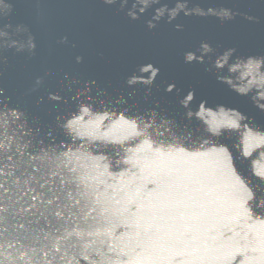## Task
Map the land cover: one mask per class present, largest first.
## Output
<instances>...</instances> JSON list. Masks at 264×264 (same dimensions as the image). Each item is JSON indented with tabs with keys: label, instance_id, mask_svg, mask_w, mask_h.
<instances>
[{
	"label": "water",
	"instance_id": "obj_1",
	"mask_svg": "<svg viewBox=\"0 0 264 264\" xmlns=\"http://www.w3.org/2000/svg\"><path fill=\"white\" fill-rule=\"evenodd\" d=\"M0 264H264V0H0Z\"/></svg>",
	"mask_w": 264,
	"mask_h": 264
},
{
	"label": "clouds",
	"instance_id": "obj_2",
	"mask_svg": "<svg viewBox=\"0 0 264 264\" xmlns=\"http://www.w3.org/2000/svg\"><path fill=\"white\" fill-rule=\"evenodd\" d=\"M107 3H113L114 0H106Z\"/></svg>",
	"mask_w": 264,
	"mask_h": 264
}]
</instances>
